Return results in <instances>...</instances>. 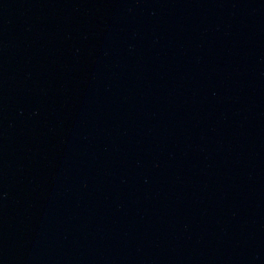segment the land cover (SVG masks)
<instances>
[{
    "label": "water",
    "instance_id": "water-1",
    "mask_svg": "<svg viewBox=\"0 0 264 264\" xmlns=\"http://www.w3.org/2000/svg\"><path fill=\"white\" fill-rule=\"evenodd\" d=\"M0 264H264V141L114 0H0Z\"/></svg>",
    "mask_w": 264,
    "mask_h": 264
}]
</instances>
